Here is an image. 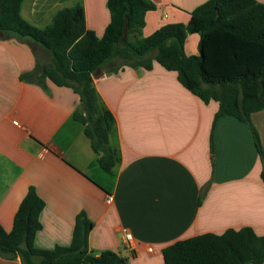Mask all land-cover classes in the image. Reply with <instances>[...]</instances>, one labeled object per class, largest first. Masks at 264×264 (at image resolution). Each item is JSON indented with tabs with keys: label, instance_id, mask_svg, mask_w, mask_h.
Wrapping results in <instances>:
<instances>
[{
	"label": "crops",
	"instance_id": "0c3cea01",
	"mask_svg": "<svg viewBox=\"0 0 264 264\" xmlns=\"http://www.w3.org/2000/svg\"><path fill=\"white\" fill-rule=\"evenodd\" d=\"M153 1L143 35L168 21L187 23L191 9L205 0ZM76 2L83 5L86 27L101 35L111 18L106 0H22L20 13L44 26L58 9ZM198 38L197 32L187 33L186 54L198 51ZM36 56L45 58V52L30 39H0L2 227L12 228L14 212L33 184L46 203L37 246L68 244L75 215L84 209L93 222L88 250L117 251L115 264H161L167 244L228 227L249 225L264 233V161L247 123L231 114L214 119L218 101H203L155 59L151 69H101L93 81L115 115L109 141L120 157L107 172L83 124L72 117L80 107L73 87L20 78L35 66ZM251 122L264 150V106ZM106 193L112 194L110 203ZM124 229L133 233L132 245L122 242ZM0 264L21 262L19 256H0Z\"/></svg>",
	"mask_w": 264,
	"mask_h": 264
},
{
	"label": "trees",
	"instance_id": "16d2710c",
	"mask_svg": "<svg viewBox=\"0 0 264 264\" xmlns=\"http://www.w3.org/2000/svg\"><path fill=\"white\" fill-rule=\"evenodd\" d=\"M22 0H0V39H30L45 52L35 66L20 73L21 79L46 87V78L71 86L80 107L72 117L83 124L99 166L112 172L120 160L110 131L114 113L101 100L93 74L116 71L129 64L151 69L155 59L176 71L180 83L203 101H218L215 118L231 114L248 124L254 144L264 161L260 134L251 122L254 111L264 106V2L261 0H205L190 11V20L164 23L147 35L141 28L153 0H106L111 16L101 35L87 28L83 5L63 6L44 26L20 13ZM199 35L196 53L184 51L186 35ZM264 179V172H262ZM206 187L202 189L200 197ZM13 216L12 228L0 224V256L21 264H115L112 249L100 254L88 250L92 220L85 210L76 213L68 244L50 248L34 243L42 227L39 218L44 199L29 185ZM161 264H247L264 261V233L244 225L221 232H204L177 239L162 248Z\"/></svg>",
	"mask_w": 264,
	"mask_h": 264
},
{
	"label": "built area",
	"instance_id": "2783aa9c",
	"mask_svg": "<svg viewBox=\"0 0 264 264\" xmlns=\"http://www.w3.org/2000/svg\"><path fill=\"white\" fill-rule=\"evenodd\" d=\"M113 197L111 193H106L104 196V200L106 203H110L112 201ZM133 233L127 229H124L122 234V242L126 245H132L133 244ZM148 250H152V246L147 247Z\"/></svg>",
	"mask_w": 264,
	"mask_h": 264
},
{
	"label": "water",
	"instance_id": "95a60500",
	"mask_svg": "<svg viewBox=\"0 0 264 264\" xmlns=\"http://www.w3.org/2000/svg\"><path fill=\"white\" fill-rule=\"evenodd\" d=\"M103 74V70H100L99 73H94L95 76ZM119 261V259H116V263Z\"/></svg>",
	"mask_w": 264,
	"mask_h": 264
},
{
	"label": "rangeland",
	"instance_id": "374dc122",
	"mask_svg": "<svg viewBox=\"0 0 264 264\" xmlns=\"http://www.w3.org/2000/svg\"><path fill=\"white\" fill-rule=\"evenodd\" d=\"M197 34H198V33H197ZM102 171H103V170H102ZM103 173H105V174H106V172H104V171H103Z\"/></svg>",
	"mask_w": 264,
	"mask_h": 264
}]
</instances>
